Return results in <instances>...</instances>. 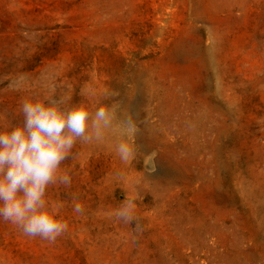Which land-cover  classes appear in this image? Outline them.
I'll use <instances>...</instances> for the list:
<instances>
[{"label":"rangeland","instance_id":"374dc122","mask_svg":"<svg viewBox=\"0 0 264 264\" xmlns=\"http://www.w3.org/2000/svg\"><path fill=\"white\" fill-rule=\"evenodd\" d=\"M46 97L119 102L136 155L77 143L71 185L46 192L68 230L48 243L0 220V264H252L254 239L261 258L264 0H0V127ZM126 195L140 233L109 217Z\"/></svg>","mask_w":264,"mask_h":264},{"label":"clouds","instance_id":"9594fccd","mask_svg":"<svg viewBox=\"0 0 264 264\" xmlns=\"http://www.w3.org/2000/svg\"><path fill=\"white\" fill-rule=\"evenodd\" d=\"M112 95H118L113 93ZM22 120L0 127V220L24 236L55 243L68 230L46 198L49 186L71 185V175L61 167L79 144H108L127 165L136 155L141 129L134 115L119 102L94 109L84 104L68 106L64 97L25 98ZM73 210L84 212L82 202ZM109 217L143 231L136 197L125 196Z\"/></svg>","mask_w":264,"mask_h":264},{"label":"bare ground","instance_id":"6f19581e","mask_svg":"<svg viewBox=\"0 0 264 264\" xmlns=\"http://www.w3.org/2000/svg\"><path fill=\"white\" fill-rule=\"evenodd\" d=\"M160 171H162V168H160ZM262 247H263V251H262V256L261 258H259L257 256V243H256V239H254L253 241V246H252V254H251V263L252 264H264V240L262 243Z\"/></svg>","mask_w":264,"mask_h":264}]
</instances>
